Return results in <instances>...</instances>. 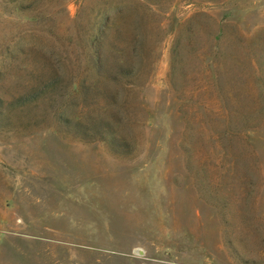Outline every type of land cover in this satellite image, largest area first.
<instances>
[{"label":"rangeland","instance_id":"374dc122","mask_svg":"<svg viewBox=\"0 0 264 264\" xmlns=\"http://www.w3.org/2000/svg\"><path fill=\"white\" fill-rule=\"evenodd\" d=\"M40 91L0 264H264V0H0V98Z\"/></svg>","mask_w":264,"mask_h":264},{"label":"trees","instance_id":"16d2710c","mask_svg":"<svg viewBox=\"0 0 264 264\" xmlns=\"http://www.w3.org/2000/svg\"><path fill=\"white\" fill-rule=\"evenodd\" d=\"M104 28L106 29V26H104L103 29ZM104 35L105 32H101L100 40ZM42 93L45 92H30L10 103H7L5 106L4 102H2L0 98L1 121L8 123L15 118H27V116H29L34 109H36L40 104L44 102L46 97H44Z\"/></svg>","mask_w":264,"mask_h":264}]
</instances>
